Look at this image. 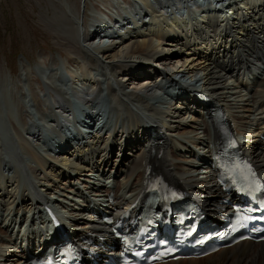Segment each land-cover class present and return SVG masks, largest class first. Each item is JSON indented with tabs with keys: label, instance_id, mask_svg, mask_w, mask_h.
Instances as JSON below:
<instances>
[{
	"label": "bare ground",
	"instance_id": "bare-ground-1",
	"mask_svg": "<svg viewBox=\"0 0 264 264\" xmlns=\"http://www.w3.org/2000/svg\"><path fill=\"white\" fill-rule=\"evenodd\" d=\"M105 1L98 2L102 4L104 13H114L113 2ZM119 1L129 3L127 0ZM205 1L167 0L162 7L170 13L160 16L161 19L164 17L163 24L171 21L167 28L162 27V20H156L152 9L140 7L135 11L134 21L140 20L139 11H143L142 17L148 19L144 17L136 22L134 29L127 30L125 36L128 39L117 37L105 49L94 50L95 39H89L88 27L101 33L98 27L102 24L93 16L97 4L94 6L90 0H37L41 4L38 21L58 47L60 59L54 56L45 60L39 58L38 64L32 68L24 57L19 60V75L10 74L0 64V214L5 216L0 222V257L5 251L3 245L6 240H12V231L21 219L16 218V214L21 213L22 219H26L24 215L39 211L45 200L55 195L57 203L51 199L50 202L62 206L69 199L68 194H73L72 188L65 186L70 179L69 174L79 173L83 167H88L92 173L101 172L98 181L102 180V183L109 171L124 177L123 183L115 182L118 185L115 197L121 201L139 192L147 178L145 168L151 164L152 171L160 172L168 180L185 187L191 200L199 203L208 214L219 211L218 202L223 194L215 177L203 175V180H198L201 173L195 177L188 176L189 172L196 171L193 157L210 158L211 144L215 146L219 141L215 129L214 135L209 129L204 109H197L202 104L192 92L198 90L187 91V96L173 100L174 95L167 93L156 98L150 89L154 85L153 78L157 76L155 73L161 70L168 71L170 75L181 74L179 82L182 78L191 82L198 80L202 92H206L223 110L226 121L238 134L244 132L251 118L250 125H257L254 136L264 131V78L259 74L264 62V0H231L225 8L214 4L205 9L195 6V3ZM213 1L217 4L216 0ZM87 4H92L93 10L87 15L93 18L89 25L84 17ZM116 5L121 4L117 1ZM129 12L132 11L127 9L130 17ZM152 72L154 76H151ZM7 74L15 79L10 82L11 76ZM104 78V83H101ZM173 81L169 78L164 86L172 90L170 85ZM64 82H67L66 86L70 84L78 89L80 98L83 94H94L95 89L105 88L99 95L106 91L110 97L111 101L105 102V106L116 115L117 124L109 126L101 132L102 135L82 140L84 145L80 150L67 151L58 158L49 157L46 154L49 149L41 147L40 135H35L31 137V149L24 159L16 146L28 147L29 144L16 128L19 119L15 120L17 109L22 123L28 125L25 101L28 99V106L33 104L35 112L42 115L39 96L44 90L46 99L49 97L47 101L44 98L45 102L53 106L64 102L68 106L66 94L60 86ZM9 83L12 85L10 89ZM182 85L176 93L183 89ZM155 107L161 113H156ZM52 120L56 122L54 116ZM30 130V127L26 129L25 134ZM198 130L203 132L201 137L197 136ZM13 134L20 143L10 137ZM259 144L258 140L254 141L255 149L250 158L257 165L264 166ZM21 152L25 154L23 150ZM53 153L58 154L60 150ZM5 158H11L14 163H6ZM20 179L22 183L17 186ZM72 182L70 179L69 184ZM85 200L87 198L84 197L83 202ZM68 204L67 207L71 208L69 215H73L77 208L80 213L84 212L80 211L84 205L79 207L75 201ZM69 221L66 215L63 222L67 224ZM80 225L91 226L93 233L103 231L99 224L83 221ZM72 226L75 228L76 225ZM75 230L73 238L85 235ZM9 254L4 259L5 263L28 264L27 254H23L21 260L13 253ZM168 264H264V243L245 241L204 259Z\"/></svg>",
	"mask_w": 264,
	"mask_h": 264
},
{
	"label": "rangeland",
	"instance_id": "rangeland-1",
	"mask_svg": "<svg viewBox=\"0 0 264 264\" xmlns=\"http://www.w3.org/2000/svg\"><path fill=\"white\" fill-rule=\"evenodd\" d=\"M90 1L92 2L94 6H96L97 4L95 13H97V11L99 12L98 5L102 6V4H98L99 0H90ZM117 1L121 4L120 6L127 7L125 3L122 4L119 0H106L105 3L113 2L112 11H114V14H115V8L119 7L124 13V15L129 16L126 13L127 8L126 7L121 8L120 6H117L116 5ZM191 2L192 1H190V3ZM92 4L91 5L87 4L88 6H87L86 15L84 16L87 23L91 22V20L93 19L92 17H87L88 14L90 13L92 14V11H93ZM127 4H130V3H127ZM40 8H41V4L38 3L37 0H0V64H2L5 67V69H7L8 72H10V74L19 75L18 74L19 60L23 59L24 57L29 60L32 68L38 64L39 58L44 59V60L51 56L59 58L58 57V52H59L58 47L53 44V41L49 38L46 30L43 27H41L42 25L38 21L39 12L41 11ZM142 15H143V11H139L138 16L140 17L141 21L145 17V16L142 17ZM99 18L100 17L98 18L96 17L97 20ZM96 19L95 21H97ZM147 19L148 18L145 17V20ZM140 20L136 22L139 23ZM68 66L70 65L68 64ZM260 74H261V77L264 78V72L263 73L261 72ZM13 75L7 74L8 77L11 76L9 77L10 82L13 79H15ZM36 80H39V79H36ZM78 84L80 83L78 82ZM9 86L10 87H8V89L12 88V85L10 83H9ZM257 89L260 90V88H257ZM37 92H39V90ZM11 93H14V92L12 91ZM0 101H1V96H0ZM17 114L18 115L15 117V120L16 118H19L18 120L21 121L20 113L18 109H17ZM187 120L189 119L187 118ZM251 120L252 118L249 119V121H247V123L249 122L247 126L250 124ZM197 136L198 137L202 136V130L197 131ZM178 144L179 143H176V145ZM178 146H180V144ZM182 153H183V149H182L181 155H183ZM169 154H170V151H169ZM202 179L203 177H199V180H202ZM105 180H106V175H105ZM6 215H7V212H6ZM0 216H1L0 217V222H1V219L5 218V216L3 217L2 214H0ZM13 216H14V213H13ZM20 216H21V213L16 214V218L19 219ZM25 218L27 219L28 216L26 215ZM23 230H24V227L21 228L20 234H23ZM0 264H2L1 261H0Z\"/></svg>",
	"mask_w": 264,
	"mask_h": 264
},
{
	"label": "snow or ice",
	"instance_id": "snow-or-ice-1",
	"mask_svg": "<svg viewBox=\"0 0 264 264\" xmlns=\"http://www.w3.org/2000/svg\"><path fill=\"white\" fill-rule=\"evenodd\" d=\"M249 171H251L250 168H249ZM260 187H261V186H260L259 184H257V185H256V190H260Z\"/></svg>",
	"mask_w": 264,
	"mask_h": 264
}]
</instances>
